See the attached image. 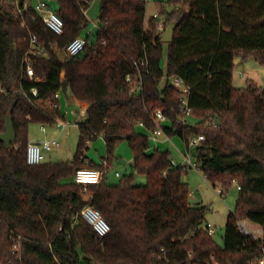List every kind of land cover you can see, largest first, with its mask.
<instances>
[{
    "label": "trees",
    "instance_id": "obj_1",
    "mask_svg": "<svg viewBox=\"0 0 264 264\" xmlns=\"http://www.w3.org/2000/svg\"><path fill=\"white\" fill-rule=\"evenodd\" d=\"M1 1L0 132L11 116L16 138L9 147L0 141V264H251L264 255V88L232 85L235 56L264 64V0H168L159 3L157 18L147 20L146 0H101L96 40L86 35L82 52L63 59L57 54L86 27L83 9L90 0H52L61 34L47 29L33 9L19 17L12 0ZM164 15L165 26L174 21L176 27L166 43L168 77L160 88L164 42L156 26ZM30 35L45 56L28 52ZM28 58L33 78L25 74ZM140 59L147 61L138 66L142 88L130 93L125 75L135 72L133 61ZM171 77L188 86L193 120L185 124L178 122L182 94ZM32 88L37 95L29 101L20 91ZM55 92L86 104L85 119L75 124L76 154L69 162L28 165L29 125L63 119L59 107L51 106ZM156 110L166 117V135L186 144L203 135L187 149L205 179L222 185L221 196L232 182L237 185L222 245L204 229L207 207L189 200L187 170L172 165L169 151L151 150L148 135L138 131L155 127ZM98 136L107 150L95 167L103 176L84 187L74 174L93 167L85 163V151ZM121 139L132 150L133 171L145 175L144 185L134 184L132 174L105 182ZM86 205L105 219L106 235L99 237L81 218ZM237 219L257 224L261 238L240 233Z\"/></svg>",
    "mask_w": 264,
    "mask_h": 264
},
{
    "label": "rangeland",
    "instance_id": "obj_2",
    "mask_svg": "<svg viewBox=\"0 0 264 264\" xmlns=\"http://www.w3.org/2000/svg\"><path fill=\"white\" fill-rule=\"evenodd\" d=\"M101 0H90L86 12L87 24L81 31V36L86 37L89 35V41L96 40V31L98 25V15ZM168 0H146V13L145 19L147 20L153 13H160L159 3L165 4ZM48 6L55 10L58 6L55 1H47ZM162 18L166 22L165 15ZM167 27V26H166ZM60 59L64 58V53L59 52L57 54ZM167 59V45L164 42L163 53L161 59V66L164 71L163 76L159 80V87L162 88L167 77L165 74ZM248 82H253L256 86L264 88V64L259 63L253 57L242 58L240 55L234 58V68L232 72V85L236 88H243ZM60 110L63 114L62 121L65 123L64 127L57 129L55 125L45 126L43 130L38 123H32L28 128V138L31 140H42L44 138L56 139L60 146L53 148L50 151H43L45 157L43 162H69L73 159L77 151V145L79 141L78 128L75 125L77 121L85 119V110L78 102L73 100L69 92H61L60 94ZM188 121L193 120L192 117H188ZM139 132L146 133L149 138V148L169 151L170 159H174L176 162L184 161V158L189 156L194 163L191 149H187L188 144L178 136L165 135L158 136V140L155 142L149 136L150 133L145 131L142 127H138ZM88 149L85 151L86 161L93 167H98L105 159L107 150L106 144L102 136H98L96 139L88 143ZM184 153V154H183ZM185 155V156H184ZM113 160L105 173V182L107 184H116L124 176L132 174V182L136 185H144L146 183V177L144 174L137 171H133L131 167V159L133 153L125 139H121L115 145L113 150ZM184 161L183 163H185ZM187 171L183 174V180L187 182L189 187V200L192 203H200L207 207L205 211V220L213 225L215 233L212 235L213 241L222 245V235L224 233V225L228 218V215L235 208L236 198L238 197L237 185L232 182L231 185L224 191L221 196L217 190L222 189V185L216 184L213 186L208 182L202 172L196 168H187ZM116 171L120 176H116ZM247 228L254 233L255 237L261 238L262 231L257 224L246 221Z\"/></svg>",
    "mask_w": 264,
    "mask_h": 264
},
{
    "label": "built area",
    "instance_id": "obj_3",
    "mask_svg": "<svg viewBox=\"0 0 264 264\" xmlns=\"http://www.w3.org/2000/svg\"><path fill=\"white\" fill-rule=\"evenodd\" d=\"M83 3L86 2L87 0H80ZM12 3L14 5V15L21 17L23 11H26L28 9H33L36 11L40 16L42 22L45 24L47 29L52 31L55 34H61L63 30V22L59 18V16L52 10L48 4L47 1L45 0H24L22 3H19V0H12ZM83 13L86 15V9H83ZM153 18H157L158 14L153 13L151 15ZM165 23L164 19L161 18L160 21H158L156 30L159 33H163L165 31ZM29 39V53L33 56L36 57H42L46 55V52L44 49L38 45L37 39L35 35H30ZM103 43V42H102ZM85 46V37H82L81 35L75 37V39L71 40L66 46L63 51L64 57H74L79 55L82 50L84 49ZM133 65L135 68L134 73H128L125 75V82L127 85V88L130 93H139L142 88V80H141V75L138 70V66L141 65L143 67L147 66V61L146 59H140L139 61H133ZM25 74L29 78L34 77V70L32 66V62L30 59H25ZM169 82L176 88H178L181 91L182 98L179 103V116H178V122L185 124L187 123L188 117L192 115V110L187 104V99L186 95L188 93V86L178 77H171L169 79ZM5 93V88L0 85V95ZM21 95L25 98H27L29 101L30 100V95L33 97H36L37 95V90L36 88H32L30 90V93L28 94L27 92L20 91ZM60 99V92H55V94L51 98V106L53 108L58 107V101ZM39 100V99H37ZM37 102L36 100H34ZM83 108H86V104L82 103ZM152 121L153 125L155 126L152 130H150V138L153 141H157L158 136L165 135L168 138V135H166L163 131L162 125L166 122V117L165 115L160 111L156 110L153 113L152 116ZM76 124V123H75ZM55 127L57 129L64 127L65 123L62 121V119H58L55 122ZM142 125V123H139V126ZM42 129H45L44 125H41ZM204 139L202 134L197 135L196 137H193L189 141V147H194L197 146L200 141ZM60 143L53 138H44L42 140H34V141H29L27 144L26 148V163L28 165H38L43 162V151H50L53 148L59 147ZM184 161H186L183 165H178L176 164L173 160L172 165L176 166H182L184 169L187 168H196L195 163L191 161L189 156L184 158ZM85 163L88 164L85 160ZM102 170L99 168L95 167H90V166H84L81 168H78L75 171L74 174V181L77 184H81L84 187H87L89 184H98L102 178ZM218 194L221 195V191L217 190ZM81 218L87 223L93 231L99 236L102 237L106 235L109 231V225L105 221V219L101 216L98 210L93 208L90 205H86L82 208L80 212ZM236 226L237 229L240 233L245 234V235H252L255 237L254 233L251 232L247 226H246V221L245 220H236ZM204 229L206 230L207 234L209 236H212L215 233V229L213 225L209 222H206L204 224ZM213 264H219L217 262H213ZM251 264H264V255L258 259L257 261H254Z\"/></svg>",
    "mask_w": 264,
    "mask_h": 264
},
{
    "label": "water",
    "instance_id": "obj_4",
    "mask_svg": "<svg viewBox=\"0 0 264 264\" xmlns=\"http://www.w3.org/2000/svg\"><path fill=\"white\" fill-rule=\"evenodd\" d=\"M2 7V1L0 0V9ZM176 27V22H170L165 31L162 33L161 40L163 42H170L172 40L174 29ZM16 133L14 130L13 122L11 116H7L4 124V131L0 132V141L5 144L6 147H9L10 144L15 140Z\"/></svg>",
    "mask_w": 264,
    "mask_h": 264
},
{
    "label": "crops",
    "instance_id": "obj_5",
    "mask_svg": "<svg viewBox=\"0 0 264 264\" xmlns=\"http://www.w3.org/2000/svg\"><path fill=\"white\" fill-rule=\"evenodd\" d=\"M86 12H87V10H86ZM74 100V99H73ZM77 102V101H76ZM79 104V103H78ZM58 107H59V109H60V99H59V101H58ZM84 109V108H83ZM85 110V109H84ZM61 111V110H60ZM169 137V136H168ZM29 141H33V140H31V139H29ZM156 149V148H155ZM152 150V149H151ZM44 152H46V151H44ZM184 154V153H183ZM185 156V155H184ZM44 157H45V153H44ZM44 159V158H43ZM173 161L176 163V164H178V165H183L184 163V161H182V162H176L174 159H173ZM131 163H132V159H131ZM116 176H120V174H119V172H117L116 171ZM186 182V181H185ZM187 183V182H186Z\"/></svg>",
    "mask_w": 264,
    "mask_h": 264
}]
</instances>
